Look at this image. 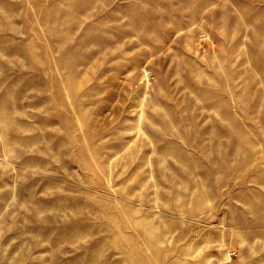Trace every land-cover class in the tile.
I'll return each instance as SVG.
<instances>
[{"label": "rangeland", "instance_id": "1", "mask_svg": "<svg viewBox=\"0 0 264 264\" xmlns=\"http://www.w3.org/2000/svg\"><path fill=\"white\" fill-rule=\"evenodd\" d=\"M0 264H264V0H0Z\"/></svg>", "mask_w": 264, "mask_h": 264}]
</instances>
